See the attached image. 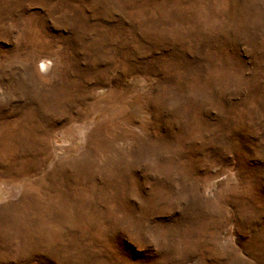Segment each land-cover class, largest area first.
<instances>
[{"label":"rangeland","instance_id":"obj_1","mask_svg":"<svg viewBox=\"0 0 264 264\" xmlns=\"http://www.w3.org/2000/svg\"><path fill=\"white\" fill-rule=\"evenodd\" d=\"M0 264H264V0H0Z\"/></svg>","mask_w":264,"mask_h":264},{"label":"bare ground","instance_id":"obj_2","mask_svg":"<svg viewBox=\"0 0 264 264\" xmlns=\"http://www.w3.org/2000/svg\"><path fill=\"white\" fill-rule=\"evenodd\" d=\"M46 69H47V67H46Z\"/></svg>","mask_w":264,"mask_h":264}]
</instances>
